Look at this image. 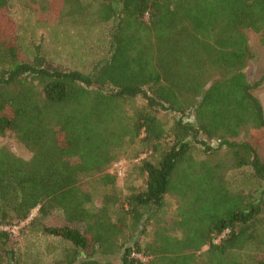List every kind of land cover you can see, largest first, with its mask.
Segmentation results:
<instances>
[{
	"label": "trees",
	"instance_id": "trees-1",
	"mask_svg": "<svg viewBox=\"0 0 264 264\" xmlns=\"http://www.w3.org/2000/svg\"><path fill=\"white\" fill-rule=\"evenodd\" d=\"M11 1L0 0V135L29 156L0 144V225L36 209L24 227L69 243L48 264H114L96 256L117 254L120 264H264V185L232 191L226 176L248 168L264 182L253 93L264 74L251 84L243 71L256 57L246 30L264 44V0H14L37 23H111L107 56L89 72L38 46L26 54ZM135 97L145 102L128 113ZM136 142L142 183L122 195L108 167ZM55 212L66 225L42 224ZM12 235L0 229V264H36Z\"/></svg>",
	"mask_w": 264,
	"mask_h": 264
},
{
	"label": "rangeland",
	"instance_id": "rangeland-1",
	"mask_svg": "<svg viewBox=\"0 0 264 264\" xmlns=\"http://www.w3.org/2000/svg\"><path fill=\"white\" fill-rule=\"evenodd\" d=\"M48 7L49 3H46L42 11L45 12ZM53 8L51 6L52 10ZM9 10L18 26V42L22 50L29 56L34 53L38 46L39 53L44 54L51 61L64 68H75L84 72H89L93 64L107 56L109 49L108 31L111 23H100L91 26L64 22L54 24L37 23L33 12L22 3L14 0L11 1ZM246 34L256 57L246 65L243 71L249 82L255 84L264 74V44H262L258 33L246 30ZM253 93L261 101L264 110V80L260 84L254 85ZM144 102L142 97H135L126 102L124 107L128 113H132L134 108L142 106ZM159 112L165 116V120L177 116L175 113L166 110H159ZM247 133L245 131L240 138L244 139ZM209 143L212 147H217L216 140H211ZM0 144H4L19 157L27 158L29 156V152L9 134L0 135ZM138 149V143L136 142L128 148L126 154L119 156V159L108 167L110 172L117 173L118 167H115V164L121 162L122 174H117L116 183L122 195L128 194L130 188L139 186L142 183V178L135 163L137 159L133 157ZM215 150H217V156L224 157L225 149L223 147ZM250 172L248 168H235L228 171L226 175L227 182L232 191L248 192V190H253L261 183L264 185L263 181L255 179ZM99 202L100 196L94 200L96 205ZM174 202L175 199H170L168 215L172 213ZM35 215L36 209L32 211L27 220L15 225L14 232L10 231L13 234V246L19 252L22 261L48 264L52 259L60 256L64 248L69 246V243L58 237L41 234L39 225L30 228L24 227ZM42 224L64 226L67 223L59 212H55L44 218ZM96 257L101 260L109 259L114 264H120L118 254L107 257L97 255Z\"/></svg>",
	"mask_w": 264,
	"mask_h": 264
},
{
	"label": "built area",
	"instance_id": "built-area-1",
	"mask_svg": "<svg viewBox=\"0 0 264 264\" xmlns=\"http://www.w3.org/2000/svg\"><path fill=\"white\" fill-rule=\"evenodd\" d=\"M115 167H118L117 174L118 175H121L122 174L121 162L116 163L115 164ZM14 228H15V226H2V225H0V229L7 230V231H11V232H14ZM226 231L227 230H225L217 239H215V242H217L218 239L220 237H222Z\"/></svg>",
	"mask_w": 264,
	"mask_h": 264
}]
</instances>
